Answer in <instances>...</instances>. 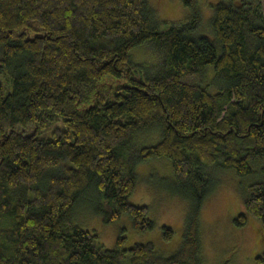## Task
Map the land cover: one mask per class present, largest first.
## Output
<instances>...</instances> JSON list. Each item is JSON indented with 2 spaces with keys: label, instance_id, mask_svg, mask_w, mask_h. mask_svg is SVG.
I'll return each mask as SVG.
<instances>
[{
  "label": "trees",
  "instance_id": "16d2710c",
  "mask_svg": "<svg viewBox=\"0 0 264 264\" xmlns=\"http://www.w3.org/2000/svg\"><path fill=\"white\" fill-rule=\"evenodd\" d=\"M198 1L162 28L148 0H0V264H204L199 212L226 170L237 224L264 226V0H217L205 25ZM162 157L191 203L179 250L109 248L79 224L93 209L153 230L130 197Z\"/></svg>",
  "mask_w": 264,
  "mask_h": 264
},
{
  "label": "rangeland",
  "instance_id": "374dc122",
  "mask_svg": "<svg viewBox=\"0 0 264 264\" xmlns=\"http://www.w3.org/2000/svg\"><path fill=\"white\" fill-rule=\"evenodd\" d=\"M156 9L165 28L172 23L186 21L190 10L182 0H148ZM217 0H199L203 24L212 17V5ZM211 16V17H210ZM206 27H203L202 32ZM148 50H147V49ZM144 49V50H143ZM149 45L139 46L131 52V58L140 62L150 52ZM142 56L141 58H143ZM158 136L152 133V140ZM156 140V139H155ZM138 167V184L130 197L137 205H147L150 218L155 222L153 230L137 233L129 215L107 224L101 216L91 212H82L79 224L98 233L101 241L109 248L117 245L121 233L126 236L125 246L136 243L153 242L156 251L164 256L175 253L182 246V232L185 229L191 203L168 191V186L175 181L171 161L168 158H152ZM220 183L204 201L199 212V234L201 239V260L204 264H264V226L253 216H247L245 225L237 224V219L245 211L240 190V178L234 170L219 174ZM90 207V206H89ZM89 209V208H88ZM85 211V210H84ZM164 225L175 226L177 233L171 241L162 236ZM124 230V231H123Z\"/></svg>",
  "mask_w": 264,
  "mask_h": 264
}]
</instances>
